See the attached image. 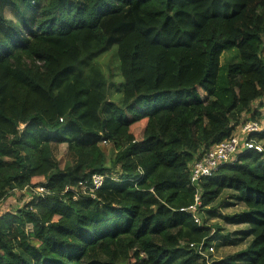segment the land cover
Wrapping results in <instances>:
<instances>
[{"label":"trees","instance_id":"1","mask_svg":"<svg viewBox=\"0 0 264 264\" xmlns=\"http://www.w3.org/2000/svg\"><path fill=\"white\" fill-rule=\"evenodd\" d=\"M113 47L116 101L97 64ZM263 98L264 0H0V201L30 196L0 214V264H264V131L190 183ZM228 200L246 229L219 234L202 213Z\"/></svg>","mask_w":264,"mask_h":264},{"label":"built area","instance_id":"2","mask_svg":"<svg viewBox=\"0 0 264 264\" xmlns=\"http://www.w3.org/2000/svg\"><path fill=\"white\" fill-rule=\"evenodd\" d=\"M264 104V98L262 99ZM264 108L261 109L262 116L258 120H247L240 124L234 130L231 137L224 140L219 144L211 146L204 151L200 157L194 161L190 168V183L196 184L201 178L208 177L214 173L219 167L227 164H232L236 161L238 154L242 153V150H253L258 153L263 152V146L261 143L255 142L253 138H250L252 134L260 133L264 131ZM107 178L106 174L93 175L91 177V185L87 188L83 184H79L82 193H88L93 195V192L98 190L104 180ZM43 188L35 189V193H43ZM198 202V197H195V203L188 207L187 210L191 213H195V207ZM181 211H185L182 209ZM200 253L207 258L206 252L202 251V246L199 247ZM213 248H208V253H213Z\"/></svg>","mask_w":264,"mask_h":264},{"label":"rangeland","instance_id":"3","mask_svg":"<svg viewBox=\"0 0 264 264\" xmlns=\"http://www.w3.org/2000/svg\"><path fill=\"white\" fill-rule=\"evenodd\" d=\"M115 52H116V47L111 48L110 51L107 53L102 54L98 59H97V64L101 67V69L105 72L106 76L109 79V82L111 85H109V92H110V98L113 101H116L117 93L115 91L117 85L121 83V78L118 75V70H117V60L115 59ZM234 51H229L225 52L221 58L220 62L225 63L229 61H235L234 58ZM119 97V95H118ZM264 112V111H263ZM145 123V122H144ZM132 130L137 132L140 136L141 132V126L136 125L132 127ZM103 147L105 148V153L107 156L110 155L111 153V145L109 144H103ZM244 152V150H242ZM57 158L59 160V166L62 168L66 161L68 160L67 158V151H66V146L65 145H60L59 149L57 150ZM14 194L12 196H9L6 199H3L0 201V214L8 211H13L19 207H21L24 203L27 202V200L30 199V196L24 191H14ZM228 202L231 203V205H228L227 208L220 210L217 216L211 217L210 215H206L205 213H202V217L204 218V222L209 225H219L221 227V231H216L219 232V234H231L232 232H237L243 229H246V225L243 224H235V225H228L226 222L223 220L224 217L228 216V218L233 217L234 215L239 214L244 210L243 206L241 204H237L232 200H228ZM249 239L243 242L241 245L237 247L233 246H226V247H221V248H216L215 244L214 246V251L212 253V259H217L221 258L227 255H231L233 253H236L244 248V245L248 243Z\"/></svg>","mask_w":264,"mask_h":264},{"label":"crops","instance_id":"4","mask_svg":"<svg viewBox=\"0 0 264 264\" xmlns=\"http://www.w3.org/2000/svg\"><path fill=\"white\" fill-rule=\"evenodd\" d=\"M256 104H257V102H256Z\"/></svg>","mask_w":264,"mask_h":264},{"label":"clouds","instance_id":"5","mask_svg":"<svg viewBox=\"0 0 264 264\" xmlns=\"http://www.w3.org/2000/svg\"><path fill=\"white\" fill-rule=\"evenodd\" d=\"M247 121V120H246Z\"/></svg>","mask_w":264,"mask_h":264}]
</instances>
